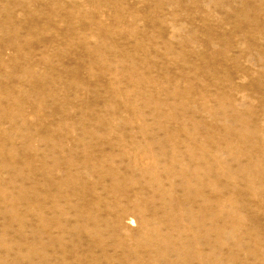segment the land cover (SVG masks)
I'll return each mask as SVG.
<instances>
[{"label": "rangeland", "instance_id": "rangeland-1", "mask_svg": "<svg viewBox=\"0 0 264 264\" xmlns=\"http://www.w3.org/2000/svg\"><path fill=\"white\" fill-rule=\"evenodd\" d=\"M145 1L0 0V264H39L63 253L73 259L81 251L83 260L94 254L140 264H264V0ZM151 134L168 135L167 146L193 154L200 179L187 191L207 194L204 225L198 195L192 230L182 210H168L184 189L174 190L145 153ZM87 143L97 146L94 159L113 154L114 166L130 178L111 192L109 177L98 178L108 166L90 179L80 169ZM73 171L90 188V220L83 222L89 230L76 227L75 198L57 197V212L43 184ZM142 187L143 202L134 195ZM119 205L129 208L121 213L125 227L111 222ZM175 225L182 232L166 236ZM76 232L89 242L79 244ZM195 232L206 259L192 248L165 253L187 245ZM144 240L157 245L141 246Z\"/></svg>", "mask_w": 264, "mask_h": 264}, {"label": "bare ground", "instance_id": "bare-ground-1", "mask_svg": "<svg viewBox=\"0 0 264 264\" xmlns=\"http://www.w3.org/2000/svg\"><path fill=\"white\" fill-rule=\"evenodd\" d=\"M145 1V0H144ZM148 1V0H147ZM155 1V0H154ZM157 1V0H156ZM158 1H160V0H158ZM164 1V0H163ZM3 2V1H2ZM143 2V1H142ZM146 2V1H145ZM145 2H143V3H145ZM230 2V1H229ZM84 3V2H83ZM148 3V4H147ZM159 3H161V1L159 2ZM158 3V4H159ZM162 3H164V2H162ZM2 4V3H1ZM112 4V3H111ZM149 4H151V1H150V3L149 2H146V5H149ZM154 4V3H153ZM156 4V3H155ZM164 5V4H163ZM232 5V4H231ZM242 5V4H241ZM246 5V4H245ZM153 6V5H152ZM151 6V7H152ZM165 6V5H164ZM227 6V5H226ZM229 6H230V4H229ZM229 6H227V7H229ZM154 7V6H153ZM232 7V6H231ZM243 7V6H242ZM4 8V7H3ZM155 9L157 8V7H154ZM154 8H153V10H154ZM237 8V7H236ZM246 8V7H245ZM151 9V8H150ZM152 10V9H151ZM237 10V9H236ZM137 11V10H136ZM159 11V10H158ZM134 12V11H133ZM157 12V11H156ZM232 12H233V10H232ZM246 12V11H245ZM136 13V12H135ZM134 13V14H135ZM238 13H240V14H242L241 13V11H239L238 10V12H235L234 11V14H238ZM247 13H252V11L250 12H247ZM150 14V13H149ZM0 15H2L1 14V12H0ZM148 15V14H147ZM227 15V14H226ZM135 16V15H134ZM138 16H140V14L138 15ZM144 16V15H143ZM142 16V17H143ZM156 16V15H155ZM228 16V15H227ZM226 16V17H227ZM230 16V15H229ZM241 16V15H240ZM2 17V16H1ZM0 17V18H1ZM236 17V16H235ZM234 17V18H235ZM239 17V16H238ZM253 17V16H252ZM12 18V17H11ZM148 18V17H147ZM152 18H153V16H152ZM243 18H244V16H243ZM247 18V17H246ZM146 19V18H145ZM229 19H231L230 17H229ZM248 19V18H247ZM253 19V18H252ZM91 20V19H90ZM136 20V19H135ZM142 20H143V18H142ZM159 20V19H158ZM249 20V19H248ZM247 20V21H248ZM251 20V19H250ZM144 21V20H143ZM153 21V20H152ZM148 22V21H147ZM146 22V23H147ZM160 22H161V20H160ZM6 23V22H5ZM95 24V23H94ZM145 24V23H144ZM153 24V23H152ZM4 25V24H3ZM164 25V24H163ZM165 25H166V23H165ZM147 26H148V23H147ZM160 26H162V23H161V25ZM159 26V27H160ZM166 27V26H165ZM3 28V27H2ZM1 29V28H0ZM160 29V31L162 30L161 28H159ZM173 30V29H172ZM163 31V30H162ZM170 32V31H169ZM177 33V32H176ZM175 34V33H174ZM174 36V35H173ZM172 36V37H173ZM175 36H176V34H175ZM174 36V37H175ZM178 36V35H177ZM158 37H162L161 35L160 36H158ZM171 37V36H170ZM163 38V37H162ZM161 38V40L163 41V40H166V39H162ZM165 38V37H164ZM98 39V38H97ZM171 41V40H170ZM165 42V41H164ZM163 42V43H164ZM168 42V41H167ZM169 43V42H168ZM163 45H165V44H163ZM162 45V46H163ZM170 45V44H169ZM105 47V46H104ZM171 47V46H170ZM108 48V47H107ZM107 48H105L106 50H107ZM161 48V47H160ZM167 48H168V46H167ZM174 48H176V46L174 47ZM103 49V47L101 48V50ZM104 49V50H105ZM162 49V48H161ZM164 49H166V48H164ZM171 49V48H170ZM172 49H173V47H172ZM169 50V49H168ZM134 51H135V47H134ZM262 55V54H261ZM262 59V58H261ZM192 60V59H191ZM209 61V60H208ZM264 61V60H263ZM260 65V64H259ZM163 67V66H162ZM163 69V68H162ZM165 71V70H164ZM167 72V71H166ZM164 77H165V75H164ZM182 78V77H181ZM181 78H179V79H181ZM182 81H183V79H182ZM232 88V87H231ZM216 94V93H215ZM10 96H11V94H10ZM10 96H8L9 97V99H10ZM227 96V95H226ZM232 96V95H231ZM7 97V98H8ZM219 97H220V94H219ZM224 97H225V95H224ZM233 97V96H232ZM6 98V99H7ZM167 98V97H166ZM11 100V99H10ZM9 100V101H10ZM238 101V100H237ZM9 103V102H8ZM235 105V104H234ZM161 106V105H160ZM193 107V106H192ZM238 108V107H237ZM159 109V108H158ZM235 109V108H234ZM242 109V108H241ZM1 110V109H0ZM195 110V109H194ZM215 111V110H214ZM213 111V112H214ZM220 111V110H219ZM235 111V110H234ZM4 112V111H3ZM210 112V111H209ZM239 113H240V115H242L241 114V112H240V110L238 111ZM244 112V111H243ZM242 112V113H243ZM212 113V112H211ZM234 113V112H233ZM5 114V113H4ZM237 116V115H236ZM251 116H253V115H251ZM250 116V117H251ZM238 117V116H237ZM236 117V118H237ZM255 117V116H254ZM254 117H253V119H254ZM239 118V117H238ZM246 118V117H245ZM245 118L244 117H242V119H244L245 120ZM255 118H257V117H255ZM246 120H247V118H246ZM234 121H238V119L237 120H234ZM241 121H243V120H241ZM251 122V121H250ZM253 122V121H252ZM257 122V121H256ZM255 122V123H256ZM237 123V122H236ZM243 123V122H242ZM254 123V122H253ZM248 124V123H247ZM237 125V124H236ZM250 124H248V126H249ZM257 125H259V124H257ZM244 126V125H243ZM243 126H242V128H243ZM251 126V125H250ZM250 126L248 127V128H250ZM256 127V126H255ZM261 127V126H260ZM170 128V127H169ZM168 127H167V129H169ZM246 127L244 126V129H245ZM167 131V130H166ZM123 135H124V133H122ZM144 134V133H143ZM108 135V134H107ZM135 135H137V134H135ZM150 135V134H149ZM81 136H83V135H81ZM85 136V135H84ZM92 136V135H91ZM138 136V135H137ZM135 137V136H134ZM140 137V136H139ZM144 137V136H143ZM138 138V137H137ZM170 136L168 137V135H166V137L165 136H152V134H151V137H147L146 136V138L144 139V149H146V151H145V153L147 154V156L149 157V158H151L153 161H154V166H155V168H156V170H159L160 172H161V175H160V177H162V176H164L165 178H166V180H167V182L169 181V183L171 184V186L173 187V189L175 190V189H177V188H180V189H184L183 191V195H178V196H172L171 197V202L169 203V208H168V210L171 212V213H173V212H176V211H181L182 210V214L185 216V218H186V222L188 223V229H191L192 230V222H193V220L192 221H190V218H192L193 216H194V214L193 215H191V211H193V202L195 201L194 200V198H195V195L197 196H200V199H202V203H201V207H200V212L202 213L201 214V219H202V222L200 221V223H203V225L205 224L204 223V218H205V216H206V214H208V213H206V210L208 209L207 208V204H208V201H210V200H208V197H207V194L204 192V190H198V192H196V193H198V194H194V195H191L188 191H187V188L188 187H192L191 185H193V184H196V183H198L199 182V179L200 178H198L197 177V173L195 172V170H194V168L196 167V165L195 166H193V164H195L194 163V156H193V154L192 153H188L187 154V156H185L184 154H186V153H184L183 154V152L182 151H180V153H179V151L177 150V149H175L176 148V144L175 143H171L169 146H167V144H168V141H170ZM83 139H84V137H83ZM82 139V140H83ZM143 139V138H142ZM100 140H102V139H100ZM105 140V139H104ZM110 140V139H109ZM138 140V139H137ZM140 141H141V139H140ZM143 141V140H142ZM84 143V142H83ZM24 144V143H23ZM143 145V144H142ZM96 147L97 146H93V145H91V144H89V143H87L83 148H84V151H85V154L83 155V159H82V162H81V164H83V166L80 168V169H82L83 168V171L85 172V174L89 177V176H94V175H97L96 174V171L99 169V168H101V167H103V166H108V168H107V170L108 171H106V174L104 173L103 175H100L99 174V176H98V178H99V180L102 182H104L105 180H106V178H107V176L109 177V179H110V182H111V185H109L108 187L106 186V189H107V192H111L112 191V189H115L116 187L115 186H117L121 181H123V180H125L128 176H130V174H123V172L122 171H120L118 168V165H116V167L114 166V155L113 154H111V155H109L108 157H104L101 161H99L98 159H94V157H95V154H97V153H95L94 154V151H95V149H96ZM157 148L159 151H157V149H155V148ZM58 149V148H57ZM192 149V148H191ZM53 150H55V148L53 149ZM81 150V149H80ZM23 151V150H22ZM55 152V151H54ZM18 154H19V152H17ZM52 153H53V151H52ZM84 153V152H83ZM182 153V154H181ZM21 154V153H20ZM54 154V153H53ZM55 154H56V152H55ZM47 155H48V153H47ZM21 156V155H20ZM19 156V157H20ZM51 156V155H50ZM55 156V155H54ZM23 157V156H22ZM21 158V157H20ZM60 159V158H59ZM217 159H218V157H217ZM192 160H193V162H192ZM199 161H202V159L199 157ZM215 161V160H214ZM218 161V160H217ZM57 162V161H56ZM121 162V161H120ZM119 162V163H120ZM130 162V161H129ZM128 162V164H130ZM138 162V161H137ZM57 163H60V162H57ZM116 163V162H115ZM124 163H126V162H124ZM199 163V162H198ZM72 165H74V162H72L71 163ZM56 165H58V164H56ZM131 165V164H130ZM200 165V164H199ZM199 165H198V167H199ZM125 166V165H124ZM241 166V165H240ZM128 166L126 165V168H127ZM200 167H201V165H200ZM242 167V166H241ZM237 168H239V167H237ZM54 169V168H53ZM52 169V170H53ZM79 169H77V171H78ZM54 171V170H53ZM57 171V170H56ZM127 171V170H126ZM237 171H238V169H237ZM99 172V171H98ZM131 172H132V169H131ZM237 172H235V174H236ZM82 176H83V174H81ZM80 175V176H81ZM122 175H125V176H122ZM233 175V174H232ZM240 175V174H239ZM85 176V175H84ZM175 176H177V178H179V182H181L180 184H177V183H179V182H175L174 180V178H175ZM90 178V177H89ZM88 178V179H89ZM128 178H130V177H128ZM234 178H236V177H234ZM52 179H53V177H52ZM85 179V178H84ZM91 179V178H90ZM133 180H135V181H138V180H136V178H133ZM99 181V182H100ZM131 181H132V179H131ZM98 182V181H97ZM134 182V181H133ZM1 183V182H0ZM14 184V183H13ZM12 184V185H13ZM45 186H46V189H48L47 191H48V195L49 196H47V197H50V198H52L53 199V201L54 200H56L57 199V197H59V196H62L65 200L67 199L68 200V198H75V203H73V209H74V211L76 212H74L75 213V220H76V225L78 224V226H76V227H78V228H80L79 229V231L80 230H83V229H88L89 230V227H87L86 226V224L85 223H83L86 219H87V217H89V215H90V213H89V208H88V206L84 203L85 202V199H86V196H87V194H88V190L90 189H88L87 187H85L84 186V184H83V182H82V178L81 177H79V176H77V172H75V171H73V172H70V173H68V174H63V173H61V174H59V177H58V180L57 181H55V182H53L51 179H50V175L48 176V180H44V183H43ZM196 185H198V184H196ZM263 185V184H262ZM1 186H2V184H1ZM14 186V185H13ZM177 187V188H176ZM182 187V188H181ZM250 187V186H249ZM262 187V186H261ZM62 188H65L64 190L66 191V192H62ZM39 189H41V188H39ZM11 190V189H10ZM37 190V189H36ZM7 191V190H6ZM5 191V192H6ZM5 192H4V195H5ZM20 192H21V190H20ZM35 192V191H34ZM39 192V191H38ZM8 193V192H7ZM144 189H143V187L142 188H140L134 195H135V198L137 199V200H139V201H141V202H143L144 200ZM10 194H11V191H10ZM46 196V195H45ZM131 196V195H130ZM6 197V196H5ZM47 197H45L46 199H47ZM251 197V196H250ZM1 198H3V197H1ZM44 198V197H43ZM35 199V198H34ZM45 199V200H46ZM63 199V200H64ZM196 199V198H195ZM50 200V199H49ZM62 200V199H61ZM60 199L58 200V202L59 201H61ZM62 200V201H63ZM67 200H66V202H67ZM143 200V201H142ZM4 201V200H3ZM12 201V200H11ZM40 201H41V199H40ZM73 201V200H72ZM117 201V200H116ZM51 202V201H50ZM65 202V201H64ZM87 202H88V200H87ZM2 203V202H1ZM37 203V202H36ZM41 203V202H40ZM53 204H51L52 206L51 207H53V209L55 210V211H57L58 212V207H59V204H57L55 201L54 202H52ZM94 203V202H93ZM92 203V204H93ZM196 203V202H195ZM194 203V204H195ZM212 203V202H211ZM38 204V203H37ZM43 204V203H42ZM95 204V203H94ZM94 204H93V206H94ZM40 205V204H39ZM45 205V204H44ZM64 205H66V204H64ZM96 205V204H95ZM130 204H128V206H129ZM161 205H163V207H164V209H165V207H166V209H167V203L165 202V203H163V204H161ZM42 206V205H41ZM40 206V207H41ZM50 206V205H49ZM89 206H91V205H89ZM93 206H91V207H93ZM62 207V206H61ZM64 207V206H63ZM120 207H121V209H120ZM159 207V206H158ZM160 207H162V206H160ZM209 207V206H208ZM28 208V207H27ZM31 208V207H30ZM33 208H35V206L33 207ZM65 208H66V206H65ZM196 208V207H195ZM194 208V209H195ZM69 209H71V207H69ZM94 209V208H93ZM117 209V208H116ZM129 208L127 207V205H119V209H118V211L117 212H119L120 211V213H118V216L117 217H115V221H113V219H112V223L113 224H115L114 226L116 227V226H123L124 224V222H123V218H121V213L123 214L124 212H125V214H126V211L128 210ZM143 209V208H142ZM144 209H146V207L144 208ZM1 210V209H0ZM41 210V209H40ZM209 210V209H208ZM210 210H212V209H210ZM36 211V210H35ZM51 211V210H50ZM54 211V212H55ZM63 211V210H62ZM62 211H60V213L62 212ZM114 211V210H113ZM150 211V210H149ZM152 211V210H151ZM196 211V210H195ZM37 212V211H36ZM39 212V211H38ZM92 213H94L93 211H91ZM96 212V211H95ZM138 212H140V210L138 211ZM210 213V212H209ZM212 213H213V211H212ZM212 213L211 214H209L211 217H214V216H212ZM50 214V213H49ZM48 214V215H49ZM51 214H52V212H51ZM58 214V213H57ZM63 214V213H62ZM70 214V213H69ZM179 214V213H178ZM213 214H215V213H213ZM54 215V214H53ZM61 215V214H60ZM94 215V214H93ZM95 215H97V214H95ZM209 215H208V217H209ZM41 216V215H40ZM56 216V215H55ZM62 216V215H61ZM70 216V215H69ZM125 216V215H124ZM180 216V215H179ZM183 216V217H184ZM192 216V217H191ZM196 216V215H195ZM195 216H194V218H195ZM57 217V216H56ZM71 217V216H70ZM74 217V216H73ZM155 218H157L156 220H158L157 222L158 223H163V221H164V219H158V218H161V217H157V216H154ZM216 217V216H215ZM53 218V217H52ZM60 218V217H59ZM68 218V217H67ZM113 218V217H112ZM125 218V217H124ZM206 218H207V216H206ZM66 219V218H65ZM94 219V220H93ZM93 221H95L96 223H97V226L95 225V227L94 226H92L91 224V226L92 227H94V228H100L99 226V223H100V219L97 217V216H94L93 217ZM200 219V220H201ZM52 220V219H51ZM60 220L61 219H59V221H57V222H59L60 223ZM89 220H90V217H89ZM181 220H183V218L181 219ZM206 220V219H205ZM53 221V220H52ZM65 220H62V223L64 222ZM67 221H69V218L66 220V223H68ZM73 221H74V218H73ZM48 222V221H47ZM56 222V223H57ZM89 222V221H88ZM254 222H255V220H254ZM51 222H49V224H50ZM214 223V222H213ZM228 223V222H227ZM7 224V223H6ZM51 224H53V223H51ZM74 224V223H73ZM93 224V223H92ZM216 224V223H215ZM214 224V225H215ZM89 225V226H90ZM109 225H111L110 223H108V226ZM200 225H202V224H200ZM6 226V225H5ZM9 226V225H8ZM49 226V225H48ZM126 225H124V227H125ZM216 226V225H215ZM73 227V226H72ZM74 227H75V225H74ZM75 227V228H76ZM107 227V226H106ZM3 228V227H2ZM58 228L60 229V230H62L61 232H63L64 230H66V229H64L65 227L63 226V225H58ZM77 228V229H78ZM1 229V228H0ZM91 229V228H90ZM126 229H127V227H126ZM125 229V230H126ZM71 230V229H70ZM86 230H85V232H86ZM95 231H97L96 229H94ZM123 230V229H122ZM7 231V230H6ZM43 231H44V229L42 230V233H43ZM50 231V230H49ZM48 231V232H49ZM55 231H57L56 229H55ZM77 231V230H76ZM95 231H90V232H95ZM100 231H101V229H100ZM129 231V230H128ZM168 231H169V235H166V236H171L172 234H173V232H182L181 230H180V228L178 227V226H170L169 227V229H168ZM53 232V231H52ZM51 232V234H53ZM65 232V231H64ZM72 232V231H71ZM70 232V233H71ZM82 232V231H81ZM81 232H76L77 234L75 235L76 237H77V242H79V244H80V241L84 238H81L80 236V234H81ZM102 232V231H101ZM101 232H99L98 234H101ZM58 233V232H57ZM56 233V235H58ZM80 233V234H79ZM87 233V232H86ZM85 233V234H86ZM112 233V232H111ZM111 233H109L108 235H110ZM115 233H116V231H115ZM114 232L112 233V235L113 234H115ZM120 233H122V232H120ZM196 233V236H193L192 238H190L189 236L186 238V240H188V244L187 245H185V246H181V247H177L176 249H175V251H171V250H166V252L165 253H168L169 251H170V253H172L173 255H175V253L179 256H181V255H183V253H186V251H187V254H189V250H191V248H192V250L194 249V250H196L195 251V253L197 254V252L199 253V256L200 257H202L203 259H206V256H207V254L204 256L203 254H205V253H203V250H201V248H202V244L200 243V239H199V235H198V232H195ZM225 233V232H224ZM97 234V233H96ZM103 234V233H102ZM101 234V235H102ZM123 234V233H122ZM200 234V233H199ZM227 234H229V233H227ZM2 235V234H1ZM64 235V234H63ZM74 235V234H73ZM86 235H89V234H86ZM94 235V234H93ZM92 235V236H93ZM100 235V236H101ZM112 235H111V237H112ZM116 235V234H115ZM118 236H119V234H117ZM131 235V234H130ZM223 235V234H222ZM54 236V235H53ZM65 236V235H64ZM74 236V237H75ZM84 236V235H83ZM95 236V235H94ZM99 236V235H98ZM99 236V237H100ZM129 236V235H128ZM127 236V237H128ZM230 236H232V235H230ZM42 237V236H41ZM43 237H44V235H43ZM74 237H73V239H74ZM75 237V238H76ZM97 237V236H96ZM103 237V236H102ZM101 237V238H102ZM109 237V236H108ZM108 237H107V239L105 238V237H103V238H105V240H108ZM117 237V236H116ZM120 237V236H119ZM1 238V237H0ZM54 238H56V236H54ZM66 238V237H65ZM86 238V237H85ZM93 238V237H92ZM101 238H99V240H102ZM110 238V237H109ZM115 238V237H114ZM51 239V238H50ZM67 239V238H66ZM66 239H64V241H66ZM72 239V238H71ZM87 239V238H86ZM89 239V238H88ZM91 239V238H90ZM112 238H110V240H111ZM258 239V238H257ZM262 238H260V240H261ZM55 240V239H54ZM63 240V239H62ZM84 240V239H83ZM93 240V239H92ZM116 240V239H115ZM119 240V239H118ZM132 240V239H131ZM178 241H180L181 240V237H178V239H177ZM59 241V240H58ZM63 241V242H64ZM68 241V240H67ZM85 241V240H84ZM94 241V240H93ZM93 241H90L91 243H94ZM104 241V240H103ZM112 241H114V240H112ZM128 241V240H127ZM263 241H264V239H263ZM57 242V241H56ZM61 242V241H60ZM82 242V241H81ZM87 242H89V241H85L84 242V245L85 244H87ZM118 242H120V240L118 241ZM140 242V241H139ZM144 242V243H143ZM212 242V241H211ZM83 243V242H82ZM90 243V244H91ZM130 243H133L132 241H130ZM136 244H137V242H135ZM141 244H143V245H141V246H144V247H148V246H150V245H152L153 243H151V244H149V243H145V240L144 241H141L140 242ZM68 244V243H67ZM70 244V243H69ZM75 244H76V242H75ZM116 244H118V243H116ZM120 244V243H119ZM118 244V245H119ZM213 242H212V246H213ZM13 245V244H12ZM53 245H55V244H53ZM53 245H51V246H53ZM63 245H65V244H63ZM77 245V244H76ZM83 245V244H82ZM81 245V246H82ZM89 245V244H88ZM92 245V244H91ZM121 245H122V243H121ZM133 245V244H132ZM139 245V244H138ZM140 245L138 246V247H140ZM153 245H157V243H155V244H153ZM72 246V245H71ZM77 246H79V245H77ZM87 246V245H86ZM85 246V247H86ZM129 246H131V244L129 245ZM216 246V245H215ZM264 246V245H263ZM32 247V246H31ZM39 247V246H38ZM37 246H36V248H38ZM48 247V246H47ZM54 247V246H53ZM73 247H74V245H73ZM84 247V248H85ZM89 247V246H88ZM88 247H87V249H88ZM132 247V246H131ZM9 248V247H8ZM79 248H80V246H79ZM83 248V247H82ZM91 248H93L92 246H91ZM141 248V247H140ZM17 249V248H16ZM31 249V248H30ZM29 249V250H30ZM40 249V248H39ZM77 249V248H76ZM132 249V248H131ZM203 249V248H202ZM213 249H214V247H213ZM212 249V250H213ZM216 249H217V246H216ZM1 250V249H0ZM18 250V249H17ZM58 250H60V249H58ZM84 250V249H83ZM215 250V249H214ZM33 251V250H32ZM55 251V250H54ZM61 251V250H60ZM76 251V250H75ZM81 251V250H80ZM140 251V250H139ZM215 251H217V250H215ZM37 252V251H36ZM44 252V251H43ZM52 252H53V250H52ZM77 252V251H76ZM83 251H81V253H82ZM88 252V251H87ZM141 252V251H140ZM214 252V251H213ZM212 252V253H213ZM29 253V252H28ZM58 253V252H57ZM78 253V252H77ZM80 253V254H81ZM91 252H89V255H91L90 254ZM93 253V252H92ZM132 253V252H131ZM130 253V254H131ZM193 253V252H192ZM211 253V252H210ZM211 253V254H212ZM215 253V252H214ZM2 254V253H1ZM0 254V255H1ZM8 254V253H7ZM20 254V253H19ZM36 254H38V253H36ZM79 254V253H78ZM80 254H79V256L78 257H76V258H74V257H72L73 259H70V258H68V256L66 257V253H63V254H61V255H59L58 257L56 256V258H52L53 256H51V257H49L48 256V254H47V256L49 257V258H47V259H45V260H40V263L39 264H140V263H138L139 261H137V262H135L134 263V260H133V262H129V261H127V260H121V259H119V258H113V257H109V258H104L105 260L103 261V260H100V259H98V258H91L94 254H92L91 255V259L89 258V260L87 259V260H83L82 258H81V256H80ZM83 254V253H82ZM81 254V255H82ZM134 254H135V252H134ZM217 254V253H216ZM16 255H17V252H16ZM29 255V254H28ZM53 255V254H52ZM85 256L87 255V253L85 252V254H84ZM83 255V256H84ZM89 255H88V257H89ZM137 255V254H136ZM184 255H186V254H184ZM209 255V254H208ZM30 256V255H29ZM33 256V255H32ZM75 256H76V254H75ZM127 256V255H126ZM140 256H141V254H140ZM211 256V255H210ZM1 257V256H0ZM94 257V256H93ZM129 257V256H128ZM127 257V258H128ZM154 257V256H153ZM189 257H190V255H189ZM213 257V256H212ZM214 257H215V254H214ZM33 258H34V256H33ZM38 258H40V257H38ZM85 258V257H84ZM86 258H87V256H86ZM121 258H123L122 256H121ZM126 258V257H125ZM125 258H123V259H125ZM126 258V259H127ZM140 258V257H139ZM182 258H183V256H182ZM188 258V257H187ZM217 258V257H216ZM29 259V258H28ZM41 259V258H40ZM128 259H130V258H128ZM155 259H156V257H155ZM179 259V258H178ZM184 259V258H183ZM210 259H211V257H210ZM0 260H1V258H0ZM17 260V259H16ZM153 260H154V258H153ZM214 259H212V261H213ZM151 261V260H150ZM11 262V261H10ZM15 262V261H14ZM17 262V261H16ZM28 262V261H27ZM39 262V261H38ZM184 262V261H183ZM189 262V261H188ZM35 263V262H34ZM187 263V262H186ZM23 264V263H22ZM28 264H31V263H28ZM33 264V263H32Z\"/></svg>", "mask_w": 264, "mask_h": 264}]
</instances>
